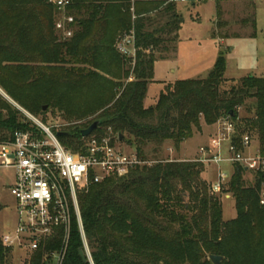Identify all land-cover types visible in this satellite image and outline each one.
Instances as JSON below:
<instances>
[{
  "label": "trees",
  "instance_id": "16d2710c",
  "mask_svg": "<svg viewBox=\"0 0 264 264\" xmlns=\"http://www.w3.org/2000/svg\"><path fill=\"white\" fill-rule=\"evenodd\" d=\"M176 1L73 0L66 13L75 18L74 32L61 39L55 30L60 13L49 0H0V87L42 122L49 112L82 119L101 111L92 120H101L93 133L110 126L141 159L149 144L154 153L166 141L179 148L194 129H201V120L215 124L223 115L236 123L238 149L241 135L248 133L258 138L264 154V74L243 76L224 87L222 52L205 78L166 83L156 102L144 106L156 61L172 58L177 49L183 20ZM249 22L253 36L254 14ZM130 32L133 58L121 54L116 44ZM243 106L251 116L240 117ZM92 121L60 129L59 142L76 152L85 138L81 130ZM27 129L38 130L0 95V142ZM202 170L203 164L194 160L160 159L124 177L79 185L78 207L93 264H214L206 257L211 254L222 257L220 264H264L263 175L257 173L255 185L246 186L243 167H233L227 189L236 216L223 221L219 199ZM70 225L61 264H91L79 255L84 246L75 214ZM62 239L59 229L31 252L27 264H52L48 254L63 250ZM10 251L0 238V264H14Z\"/></svg>",
  "mask_w": 264,
  "mask_h": 264
},
{
  "label": "built area",
  "instance_id": "2783aa9c",
  "mask_svg": "<svg viewBox=\"0 0 264 264\" xmlns=\"http://www.w3.org/2000/svg\"><path fill=\"white\" fill-rule=\"evenodd\" d=\"M72 1L49 0L59 10L55 30L63 38L72 37L74 32L75 18L73 14L66 13ZM116 44L121 54L132 58L135 56L132 32L123 33ZM24 113L38 130H17L10 141L0 142V170H14L10 193L16 199L17 211L15 228L10 233L0 235L1 243L7 248L31 253L60 229L64 248L55 253L52 264H61L72 215L75 214L83 249L92 260L78 207V186L102 182L110 177H124L130 169L150 164V161L139 158L135 150H124L110 126L103 132H92L83 139L79 150L71 151L59 142L51 126L42 124L28 112ZM216 124V132L206 145L199 147L198 157L193 159L206 166H216L217 179L210 183L211 191L221 192L226 179L233 173L223 172L220 165L228 164L231 170L234 166L243 167L245 171L261 173L264 177V154L260 153L259 143L254 150L253 138L244 133L240 137L241 146L238 149L233 139L236 123L230 116L223 115ZM226 196L229 197L228 194ZM260 202L264 203V197Z\"/></svg>",
  "mask_w": 264,
  "mask_h": 264
},
{
  "label": "rangeland",
  "instance_id": "374dc122",
  "mask_svg": "<svg viewBox=\"0 0 264 264\" xmlns=\"http://www.w3.org/2000/svg\"><path fill=\"white\" fill-rule=\"evenodd\" d=\"M220 2V0H184L175 2V9L181 14L183 20L181 23L182 28L179 32V43L172 58L167 61L160 60L156 62L154 76L158 80L148 86L147 95L143 102L144 106L153 105L156 102L158 95L156 97L155 95L158 93V89H162L166 83H173L178 79L205 78L220 52L226 58L224 74L227 82L224 87L227 88L238 82V79L243 76L264 74V0H225V5L220 4ZM250 2H255L257 7V15L255 16L257 26L256 33L253 36H248L252 33L249 21L252 17L253 8L248 6ZM164 20L160 18L159 23L163 24ZM216 21H220V23L218 24ZM225 32L226 35L221 36ZM58 34L60 35L59 32ZM58 34L56 35L58 36ZM0 95L11 102L20 112H22L21 110L28 112L42 124L51 126L56 132L69 126H85L101 114V111H98L82 119H68L63 111H55L49 112L47 121L42 122L40 117L25 110L11 97L7 96L1 87ZM250 103V101H247V105H250ZM246 110L244 106L239 109L240 117L251 116L252 113ZM24 112L22 113L25 117L27 116L30 119ZM200 123L201 129H194L191 138L187 139L184 145H181V143L179 148H174L169 141L162 145L158 153L153 152V144L145 147L144 158L150 161V164L146 165L154 164L160 159L166 161H175V159L191 161L198 157L199 147L206 145L210 141L209 138L216 132V123L205 124L202 120ZM252 138V147L255 150L258 145V138L255 136H252ZM120 143L126 151L135 150V147L126 141H120ZM231 168L228 164L220 165V169L223 172H231L233 170ZM216 170L215 165H203L201 176L207 184L217 179L218 172ZM13 171V169L0 170V235L12 232L17 222L16 199L10 193ZM256 176L251 171H245L243 174L245 185L254 186L257 180ZM229 180L230 178L226 179L221 192L211 191L219 199L223 221L236 216L234 197L227 189ZM260 187L259 195L261 200L264 197V181ZM227 194L229 197L226 196ZM184 199L187 200V195H185ZM260 200L259 203L264 205ZM10 254L14 264H27L31 253H26L23 249L14 248L11 249ZM48 256L51 260H55V252H50ZM209 256H206L207 259H210Z\"/></svg>",
  "mask_w": 264,
  "mask_h": 264
},
{
  "label": "water",
  "instance_id": "95a60500",
  "mask_svg": "<svg viewBox=\"0 0 264 264\" xmlns=\"http://www.w3.org/2000/svg\"><path fill=\"white\" fill-rule=\"evenodd\" d=\"M46 106L44 105L43 106V109H45ZM100 121L101 120H94L92 121V123L87 127V128H84L81 130V135L83 137H87L89 136L90 134H92V132L94 130H96L98 127H99V124H100ZM64 132H58L57 133V136H60L61 134H63ZM123 139V136L120 135L119 136V140L121 141ZM79 255L81 258H83L84 261H89L91 264H93L92 260L90 258L87 257L84 249H80V252H79ZM210 260L214 263V264H220L221 260H222V257L219 256V255H215V254H211L210 256Z\"/></svg>",
  "mask_w": 264,
  "mask_h": 264
},
{
  "label": "crops",
  "instance_id": "0c3cea01",
  "mask_svg": "<svg viewBox=\"0 0 264 264\" xmlns=\"http://www.w3.org/2000/svg\"><path fill=\"white\" fill-rule=\"evenodd\" d=\"M178 2H182V1H184V0H177ZM219 1V0H218ZM221 2H220V4H223V5H225L226 4V2H224L225 0H220ZM249 1H251V0H249ZM225 3V4H224ZM179 6V5H178ZM248 6H251L252 8H253V11H252V14H254V17L257 15V7H256V3L255 2H250V3H248ZM255 23H256V17H255ZM256 26H257V23H256ZM182 28V27H181ZM245 29V28H244ZM181 30V29H180ZM180 32V31H179ZM223 34H226V32L225 33H223ZM235 35V34H234ZM237 35V34H236ZM248 35V34H247ZM221 36H223V35H221ZM248 36H250V34L248 35ZM218 37H220V36H218ZM178 41H179V34H178ZM179 43V42H178ZM178 45V44H177ZM176 53V52H175ZM175 55V54H174ZM162 61H167V60H169V59H161ZM158 61H160V60H157L156 62H158ZM156 64V63H155ZM155 66V65H154ZM153 76H154V73H153ZM158 79H155V76H154V81L156 82ZM155 82H152V83H150V84H153V83H155ZM149 84V85H150ZM148 85V86H149ZM148 88V87H147ZM161 89H158V93L155 95V97L159 94V91H160ZM215 126H217V124L215 125ZM187 141V140H186ZM186 141H184V142H182V144L181 145H184L185 144V142ZM183 147V146H182ZM181 147V148H182ZM183 149V148H182Z\"/></svg>",
  "mask_w": 264,
  "mask_h": 264
}]
</instances>
